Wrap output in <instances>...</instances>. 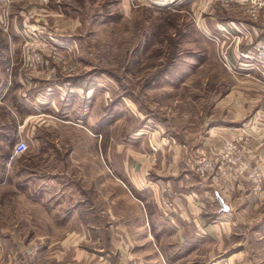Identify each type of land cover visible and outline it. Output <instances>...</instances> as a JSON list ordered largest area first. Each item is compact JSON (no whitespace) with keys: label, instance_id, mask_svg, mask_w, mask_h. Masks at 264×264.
Returning a JSON list of instances; mask_svg holds the SVG:
<instances>
[{"label":"rangeland","instance_id":"obj_1","mask_svg":"<svg viewBox=\"0 0 264 264\" xmlns=\"http://www.w3.org/2000/svg\"><path fill=\"white\" fill-rule=\"evenodd\" d=\"M11 1L0 4V190L44 192L0 197V264L8 255L18 264L27 250L43 256L68 230L79 248L99 253L103 229L115 242L132 205L157 212L150 188L140 199L129 190L137 188L129 169L151 155V130L153 140L173 137L193 151L222 121L217 101L249 74L231 63L244 36L218 35L214 21L264 24V1H31L37 13L22 26ZM19 140L27 148L13 155ZM77 203L89 207L88 227L68 218ZM250 219L235 227L236 247L264 264V204Z\"/></svg>","mask_w":264,"mask_h":264},{"label":"crops","instance_id":"obj_2","mask_svg":"<svg viewBox=\"0 0 264 264\" xmlns=\"http://www.w3.org/2000/svg\"><path fill=\"white\" fill-rule=\"evenodd\" d=\"M15 2L16 9L13 10ZM32 3L29 0L11 1L9 14L23 16L17 25H25V18L32 16L30 12L37 13V7L30 6ZM261 18L264 19V12ZM214 27L219 30L216 34L227 39L233 33L244 36L241 43L239 39L234 43L235 58H231V63L235 68H246L249 74L243 79L237 78L238 84L217 101L218 108L223 111L222 121L208 129L206 138L200 145H195L193 151L188 143L178 144L173 137L153 140L157 130H151V155L148 161L129 169V179L137 187L129 190L140 199L139 196H145L144 193L149 191L145 188H150L151 202H156L157 212H151L149 203L132 205V209H137L132 210L131 219L117 225L118 231L113 233L118 236L115 242L110 239L111 233L103 229V243L97 241L99 253L79 248L76 245L79 242L76 243L74 239L76 233L68 230L66 235L48 242L50 250L43 256L36 254L37 257L32 259L29 255L31 251H23L20 264H159L161 256L163 264H200L203 260H207V264H221V261L250 264V254L245 247H236L240 241L234 236L235 227L249 223L251 213L264 204V184L254 191L246 172H237L228 177L204 176L195 171L194 165L199 152L208 150L211 145L218 144L222 137L241 128L247 133L245 155L249 166L258 161L264 165V65L249 57L254 53L251 48L264 46V24L229 18L215 20ZM238 46L240 54L237 53ZM239 56L250 59L241 61ZM8 176L6 172L3 182L10 179ZM164 187L179 193L171 209H163L158 203ZM32 190L27 188V184L14 190L2 189L0 197L19 193L31 196L33 191H36V195L44 192L43 189ZM88 192H93V196L97 194V191ZM75 216L80 224L89 226L87 216L92 215L87 205L77 203L72 206L68 218L74 219ZM6 259L5 264H10L12 257L8 255Z\"/></svg>","mask_w":264,"mask_h":264},{"label":"built area","instance_id":"obj_3","mask_svg":"<svg viewBox=\"0 0 264 264\" xmlns=\"http://www.w3.org/2000/svg\"><path fill=\"white\" fill-rule=\"evenodd\" d=\"M38 4H44L47 0H30ZM248 3H254L258 6L263 4L264 0H243ZM6 5L10 0H1ZM255 55H249L250 58L258 60L264 65V46L257 49ZM254 54V53H253ZM226 64V63H225ZM247 142V133L245 129L237 130L221 138L220 142L210 147L206 151L199 152L196 158L194 169L199 175H213L219 177H228L237 172H246L248 181L252 189L257 191L264 184V165L260 161L249 166L245 155ZM27 143L19 140L15 143L12 154H18L25 151ZM162 193L158 197V203L163 209H171L176 204V198L179 193L168 187L161 189Z\"/></svg>","mask_w":264,"mask_h":264},{"label":"trees","instance_id":"obj_4","mask_svg":"<svg viewBox=\"0 0 264 264\" xmlns=\"http://www.w3.org/2000/svg\"><path fill=\"white\" fill-rule=\"evenodd\" d=\"M0 46L4 47L3 45L0 44ZM5 59L4 55H3V52L0 50V61ZM4 155H5V152H4ZM7 155V154H6ZM7 157V156H6Z\"/></svg>","mask_w":264,"mask_h":264},{"label":"water","instance_id":"obj_5","mask_svg":"<svg viewBox=\"0 0 264 264\" xmlns=\"http://www.w3.org/2000/svg\"><path fill=\"white\" fill-rule=\"evenodd\" d=\"M222 208H223L224 210H226V209H225V208H226L225 206H222Z\"/></svg>","mask_w":264,"mask_h":264}]
</instances>
